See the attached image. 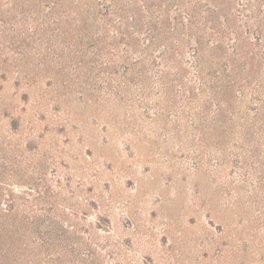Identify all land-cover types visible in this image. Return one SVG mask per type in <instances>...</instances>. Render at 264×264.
Masks as SVG:
<instances>
[{
  "label": "rangeland",
  "instance_id": "374dc122",
  "mask_svg": "<svg viewBox=\"0 0 264 264\" xmlns=\"http://www.w3.org/2000/svg\"><path fill=\"white\" fill-rule=\"evenodd\" d=\"M0 264H264V0H0Z\"/></svg>",
  "mask_w": 264,
  "mask_h": 264
},
{
  "label": "trees",
  "instance_id": "16d2710c",
  "mask_svg": "<svg viewBox=\"0 0 264 264\" xmlns=\"http://www.w3.org/2000/svg\"><path fill=\"white\" fill-rule=\"evenodd\" d=\"M23 191H25V192H26V190H23ZM10 207H12V205H11Z\"/></svg>",
  "mask_w": 264,
  "mask_h": 264
}]
</instances>
